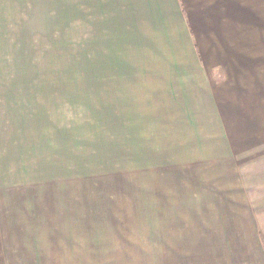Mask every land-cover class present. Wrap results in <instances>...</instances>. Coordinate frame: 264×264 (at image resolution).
<instances>
[{
	"label": "rangeland",
	"instance_id": "obj_1",
	"mask_svg": "<svg viewBox=\"0 0 264 264\" xmlns=\"http://www.w3.org/2000/svg\"><path fill=\"white\" fill-rule=\"evenodd\" d=\"M106 4L0 0V264H154L153 199L164 181L153 153L184 140L169 137L175 129L196 127L185 111L169 113L172 101L146 96L152 51L170 43ZM207 8L203 19L225 31L235 22L257 41L251 92L263 101L223 103L228 132L244 135L231 143L264 153V0Z\"/></svg>",
	"mask_w": 264,
	"mask_h": 264
},
{
	"label": "crops",
	"instance_id": "obj_2",
	"mask_svg": "<svg viewBox=\"0 0 264 264\" xmlns=\"http://www.w3.org/2000/svg\"><path fill=\"white\" fill-rule=\"evenodd\" d=\"M105 3L126 9L129 21L173 47L152 51L146 96L163 106L172 101L169 113L185 111L196 127L175 129L169 137L184 140L153 153L154 175L164 181L153 199L154 264H264V208L257 204L264 203V153L231 143L244 135L228 132L223 103L263 101L260 91L251 92L259 82L256 39L235 33V22L225 31L217 20L203 19L208 0ZM237 179L243 194L234 192Z\"/></svg>",
	"mask_w": 264,
	"mask_h": 264
}]
</instances>
